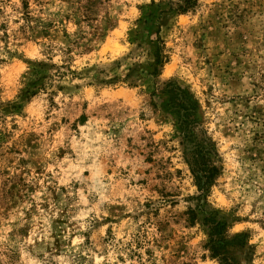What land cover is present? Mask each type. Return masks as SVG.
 <instances>
[{
    "label": "rangeland",
    "instance_id": "rangeland-1",
    "mask_svg": "<svg viewBox=\"0 0 264 264\" xmlns=\"http://www.w3.org/2000/svg\"><path fill=\"white\" fill-rule=\"evenodd\" d=\"M183 3L0 0V264H264V0ZM170 80L217 144L202 200Z\"/></svg>",
    "mask_w": 264,
    "mask_h": 264
},
{
    "label": "trees",
    "instance_id": "trees-1",
    "mask_svg": "<svg viewBox=\"0 0 264 264\" xmlns=\"http://www.w3.org/2000/svg\"><path fill=\"white\" fill-rule=\"evenodd\" d=\"M180 4L183 10L195 4V0H183ZM159 49V48H158ZM161 52V49H160ZM158 62H162L161 53L158 56ZM164 93L166 99L163 108L171 112L176 117L177 129L181 136L180 143L183 146V156L188 168L193 176L194 183L200 194V200L205 198L215 179L221 172L219 161V152L216 142L210 137L203 126L200 116V104L197 98L189 89L175 80H170L165 84ZM200 206V203H199ZM201 210L202 207H200ZM211 221V240L213 253L217 255L218 246H221L219 240L214 239L217 233L216 228L224 226V222L217 220L212 215L206 218V222ZM225 264H230L226 261Z\"/></svg>",
    "mask_w": 264,
    "mask_h": 264
}]
</instances>
